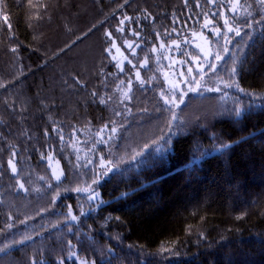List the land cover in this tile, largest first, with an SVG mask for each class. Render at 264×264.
I'll return each mask as SVG.
<instances>
[{
    "label": "trees",
    "instance_id": "trees-1",
    "mask_svg": "<svg viewBox=\"0 0 264 264\" xmlns=\"http://www.w3.org/2000/svg\"><path fill=\"white\" fill-rule=\"evenodd\" d=\"M198 31L233 42L202 76L220 88L170 97L164 55ZM91 36L105 49L113 38L134 62L124 71L98 45L89 81L71 60ZM173 102L185 113L168 131ZM206 109L214 120L195 117ZM106 126L119 141L77 163L74 139ZM146 138L149 154L128 161ZM81 257L264 264V0H0V264Z\"/></svg>",
    "mask_w": 264,
    "mask_h": 264
},
{
    "label": "rangeland",
    "instance_id": "rangeland-1",
    "mask_svg": "<svg viewBox=\"0 0 264 264\" xmlns=\"http://www.w3.org/2000/svg\"><path fill=\"white\" fill-rule=\"evenodd\" d=\"M131 16H129V19ZM139 19H142L138 17ZM137 19V18H135ZM131 20V21H135ZM130 20H125L126 24H129L131 22ZM132 23V22H131ZM95 36V35H94ZM192 39H189L187 42V45L184 49L169 52V49L167 53L164 55V65L166 66V71L164 72V76L166 79H168V89L170 91V97L180 91L181 93H184L182 97L189 98L193 96V92L198 90V89H205V90H215L218 91L220 88L221 83L218 82H208V81H203L202 76L204 75V69L205 66H207L209 63L212 65V68H215L218 64H220L221 60L223 57L226 56V54L231 53V48H232V41L229 42V45L226 47L222 41L223 34H215L214 36L211 35H206L203 32H195L192 37ZM107 48L105 49L103 46L105 43H107V39H103L102 43V38L101 36L98 37H89L86 38L85 40L81 41L78 45L72 48V51L74 52L75 58L72 59L71 61L74 63V68H76V73H82L85 74V77L90 78L93 76V71H95V62H96V47L99 45V48L104 51L106 50V59L108 63H113L116 64L120 69L126 70V63L130 62L133 63L134 60L130 58L128 53L123 50L121 47L117 46L116 42L112 39ZM220 43L223 46V52L218 51L215 48V45ZM129 48H131L130 45H127ZM231 46V47H230ZM233 48H237L235 45ZM92 49V52H91ZM192 49H195V53L199 56H196V54L193 52ZM132 52H134L132 50ZM223 53V55H222ZM95 54V55H94ZM77 64V66H76ZM130 68V65H129ZM148 74V73H146ZM180 74H182L183 81L179 80ZM185 74H189L191 77L196 76L193 84H185L184 81L186 82ZM178 76V77H177ZM124 77L126 78V73L124 74ZM126 80L125 82L128 84L129 81H132V79L127 78L124 79ZM167 82V80H166ZM137 87L140 86V84L137 83ZM234 89L238 90V87H234ZM123 94L119 97V101L121 103L120 98H122ZM193 100V99H192ZM203 104H200L199 102L197 105L203 106L204 102L202 101ZM176 103L173 102L171 103V106H169L167 114L169 119L167 123L169 124V129L171 124H177L179 118L185 113V109L183 110H176L175 109ZM196 108V107H195ZM242 111V110H240ZM196 118H204L208 119L209 121L214 120L216 115L215 113H212L209 109H206V111H202L200 115H196ZM195 120V119H192ZM198 122V121H196ZM115 135V130L114 128H111L109 126H106L105 128H101L100 130H97L94 135L91 134V130H86V133L83 132L82 136L80 138H75L74 141L71 143V145L74 147L73 148V153L76 155L77 163H92L93 160L92 157L95 153L97 152V149L99 148V145H104L108 147L109 143L113 141V139L119 141L120 137H114ZM83 138H88L89 141L86 143H82ZM123 150L126 149L127 143L122 142ZM152 142L148 141L147 138L144 140H140L137 144V153H135L133 156L129 158L128 161L130 160H135V159H140L142 156L145 154H149L148 151L151 147ZM115 145V141H114ZM155 145V144H154ZM145 151V152H144ZM144 152V153H143ZM154 152V151H153ZM155 153V152H154ZM98 154V153H97ZM152 154V153H151ZM139 157V158H138ZM149 157V155H148ZM99 158V156H97ZM122 158L120 162H117L115 159ZM112 159V160H111ZM125 161V157L118 156V157H112L110 158L108 162V167L109 170L111 169H119L120 165L123 164ZM48 164L52 170L54 178L59 181L64 178V172L61 163L54 157L50 156L48 158ZM108 167L106 170H108ZM82 186L85 187L82 188V191L87 192L88 195L92 192L91 186L92 184L88 183L86 184V180H79ZM97 194H93L91 197H95ZM77 264H95L94 261H90L84 257L79 258Z\"/></svg>",
    "mask_w": 264,
    "mask_h": 264
},
{
    "label": "snow or ice",
    "instance_id": "snow-or-ice-1",
    "mask_svg": "<svg viewBox=\"0 0 264 264\" xmlns=\"http://www.w3.org/2000/svg\"><path fill=\"white\" fill-rule=\"evenodd\" d=\"M237 34H239V33H237ZM13 171H15V167H13ZM73 219H75V217H73Z\"/></svg>",
    "mask_w": 264,
    "mask_h": 264
}]
</instances>
